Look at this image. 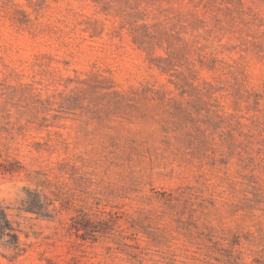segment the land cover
<instances>
[{
	"label": "rangeland",
	"instance_id": "obj_1",
	"mask_svg": "<svg viewBox=\"0 0 264 264\" xmlns=\"http://www.w3.org/2000/svg\"><path fill=\"white\" fill-rule=\"evenodd\" d=\"M0 204V264H264V0H0Z\"/></svg>",
	"mask_w": 264,
	"mask_h": 264
},
{
	"label": "trees",
	"instance_id": "obj_2",
	"mask_svg": "<svg viewBox=\"0 0 264 264\" xmlns=\"http://www.w3.org/2000/svg\"><path fill=\"white\" fill-rule=\"evenodd\" d=\"M23 210L28 213H33L42 217H47L44 203L41 196L37 192L27 190L26 198L22 200ZM0 244L11 250L15 256L18 255L19 235L14 227L13 222L9 219L6 209L0 204Z\"/></svg>",
	"mask_w": 264,
	"mask_h": 264
}]
</instances>
